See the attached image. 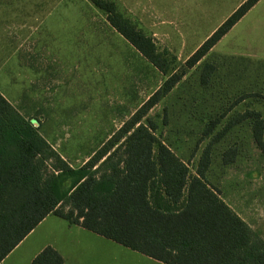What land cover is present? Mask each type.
Here are the masks:
<instances>
[{
  "label": "rangeland",
  "instance_id": "1",
  "mask_svg": "<svg viewBox=\"0 0 264 264\" xmlns=\"http://www.w3.org/2000/svg\"><path fill=\"white\" fill-rule=\"evenodd\" d=\"M112 1L154 39L167 58L166 73L147 61L90 0H0V92L27 119L38 122L42 136L70 166L81 167L172 73L183 77L147 117L193 173L203 149L228 119L248 111L264 117V73H254L255 87L250 88L251 73L241 57L252 52L248 40L264 45V0L192 68L187 59L212 34L211 24L198 22L204 0ZM206 61L216 63L218 71L203 86L200 73ZM228 109L227 118L204 137L209 118ZM229 149L238 154L225 164ZM212 152L208 182L264 237V154L250 126L236 127L213 144ZM52 163L46 172L53 170ZM53 217L24 245L57 238L59 225L52 220L59 218ZM137 255L111 251L104 261L147 264L142 258L138 263Z\"/></svg>",
  "mask_w": 264,
  "mask_h": 264
},
{
  "label": "trees",
  "instance_id": "2",
  "mask_svg": "<svg viewBox=\"0 0 264 264\" xmlns=\"http://www.w3.org/2000/svg\"><path fill=\"white\" fill-rule=\"evenodd\" d=\"M144 58L166 73L168 61L154 39L124 17L112 0H90ZM245 0L187 59L197 65L259 2ZM206 61L200 83L216 76ZM172 73L124 124L79 168L74 169L0 92V263L49 214L114 240L165 264H264V237L208 182L212 146L248 124L264 154V117L239 113L225 122L203 149L195 173L157 135L149 111L182 79ZM210 117L204 137L227 118ZM203 139V138H202ZM237 149L224 153L233 162ZM52 171L46 172L48 161ZM68 208V209H66ZM46 246L33 264H63Z\"/></svg>",
  "mask_w": 264,
  "mask_h": 264
},
{
  "label": "crops",
  "instance_id": "3",
  "mask_svg": "<svg viewBox=\"0 0 264 264\" xmlns=\"http://www.w3.org/2000/svg\"><path fill=\"white\" fill-rule=\"evenodd\" d=\"M203 11L198 14V20L200 23L211 24V32L221 25L245 0H204ZM260 0L230 31L232 35L234 30L238 28L246 18L253 14L254 10L260 4ZM203 13V14H202ZM249 31L250 28H247ZM228 33V34H229ZM226 34L225 36H227ZM223 39V38H222ZM221 39V40H222ZM248 40V39H247ZM249 41V42H248ZM247 45L252 52L247 53L246 57L241 56L246 61L245 70L251 73L252 83L250 88L255 87L254 73H264V45L259 46L257 43H253L252 40H248ZM250 56V57H248ZM241 59V60H242ZM250 66L249 68L247 67ZM241 71V69H239ZM261 76V75H260ZM264 89V84L260 85ZM262 93L264 91L262 90ZM227 203V202H226ZM230 206V205H229ZM231 207V206H230ZM232 208V207H231ZM233 209V208H232ZM234 210V209H233ZM235 211V210H234ZM237 212V211H236ZM55 214H49L45 217L26 237L23 239L0 264H33V259L39 254L46 246L54 247L64 258L63 264H108L104 260L111 251L121 254H139L137 255L138 263L142 262L141 258L146 260L147 264H165L157 259L147 256L139 251L128 248L114 240L108 239L102 235H99L93 231H90L78 224H71L66 219L57 216L59 219H53L59 226L58 237L50 238L43 244L35 246V242L27 243V239L47 223ZM66 220L68 223H64ZM246 221V220H245ZM50 224H48L49 226ZM72 236V237H71ZM24 248V249H23ZM23 249L24 251H20ZM133 252V253H129ZM136 256V255H134Z\"/></svg>",
  "mask_w": 264,
  "mask_h": 264
}]
</instances>
